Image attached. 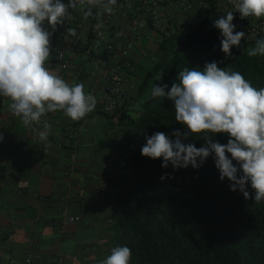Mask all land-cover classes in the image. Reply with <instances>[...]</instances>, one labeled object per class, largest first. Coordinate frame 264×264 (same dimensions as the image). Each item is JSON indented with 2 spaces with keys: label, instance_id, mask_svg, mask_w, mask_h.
I'll use <instances>...</instances> for the list:
<instances>
[{
  "label": "trees",
  "instance_id": "1",
  "mask_svg": "<svg viewBox=\"0 0 264 264\" xmlns=\"http://www.w3.org/2000/svg\"><path fill=\"white\" fill-rule=\"evenodd\" d=\"M213 1L209 0L207 15L196 23L171 27L170 36H160L150 66L140 63L133 97L134 102L141 100L139 115L133 117V104L125 103L113 115L103 112L120 125L119 139L113 144L118 161L107 179L114 206L111 249L128 246L131 264H264V201L256 203L253 198L245 199L239 190L231 191V182L219 178L214 154L199 168L175 170L171 164L162 168L161 159L141 155L146 137L164 132L174 139V130L188 131L175 121L171 100L151 96L154 84L167 85L166 91L170 90L184 68L202 70L206 63L217 62L218 67L243 74L254 87H264V56L247 55L264 37L245 34L240 46H233L226 58L220 31L212 27L218 19L212 13L216 9ZM147 41L146 35L142 48ZM136 70L137 65L133 73ZM204 135L221 144L230 138L222 133H201L189 135L185 142L199 148L206 143ZM165 174L168 178L161 180ZM246 189L254 197L250 184Z\"/></svg>",
  "mask_w": 264,
  "mask_h": 264
},
{
  "label": "clouds",
  "instance_id": "2",
  "mask_svg": "<svg viewBox=\"0 0 264 264\" xmlns=\"http://www.w3.org/2000/svg\"><path fill=\"white\" fill-rule=\"evenodd\" d=\"M116 3L117 0H0V97L8 98L9 110L25 127L39 123L49 112L62 111L71 120L79 121L95 109L96 99L85 92L82 82L70 84L46 66L52 54L51 37L57 26L69 18V9L86 7L83 15L87 19L93 15L94 7H102L110 14ZM235 8L242 19L264 17V0H236ZM233 20V12H228L226 18L214 22L226 58L245 36L242 31H234ZM45 22L53 31L46 30ZM247 55L264 56V39H258ZM176 81L167 91V85L154 84L151 96L171 100L175 121L188 131L174 130V139L164 132L146 137L141 155L161 159L162 168L171 164L175 170L199 168L214 154L219 178L231 182V191L239 190L245 199L253 198L256 203L264 201V87H254L243 74L218 67L217 62L206 63L202 70L186 67L178 72ZM50 128L45 122V130L39 133L41 141L47 142ZM201 133H222L230 138L227 144H221L204 135L206 143L199 148L185 142L189 135ZM165 178L168 174L161 176V180ZM248 184L254 197L246 189ZM131 259L128 246H115L99 264H131Z\"/></svg>",
  "mask_w": 264,
  "mask_h": 264
},
{
  "label": "crops",
  "instance_id": "3",
  "mask_svg": "<svg viewBox=\"0 0 264 264\" xmlns=\"http://www.w3.org/2000/svg\"><path fill=\"white\" fill-rule=\"evenodd\" d=\"M201 1L194 0L195 19L204 13ZM159 11L179 20L170 21V27L182 25L178 2ZM145 36L136 43L139 70L131 79L137 85L126 84V105L134 103L140 63L156 58L159 46L149 40L160 37L147 36L142 48ZM70 56L74 64L63 78L86 86L79 68L84 57ZM8 104V98L0 97V264H99L111 251L114 206L107 179L118 161L113 144L120 125L93 110L79 121L62 111L49 112L39 123L25 127ZM45 122L51 125L47 142L39 138ZM68 215H81L82 221L68 223Z\"/></svg>",
  "mask_w": 264,
  "mask_h": 264
},
{
  "label": "built area",
  "instance_id": "4",
  "mask_svg": "<svg viewBox=\"0 0 264 264\" xmlns=\"http://www.w3.org/2000/svg\"><path fill=\"white\" fill-rule=\"evenodd\" d=\"M68 3V0H62ZM179 3L181 24H193L197 19L192 15L194 0H117L113 12L107 13L102 7H94L92 17L83 15L85 9H69L70 16L63 25L53 31L45 22V28L53 31L52 53L49 69L64 76L72 66V55L80 54L85 63L79 65L81 75L86 80L84 88L96 99L94 110L113 115L127 99L126 84L137 85L131 79L135 67L136 43L139 38L152 34L170 36V21L179 22L175 17L162 14L159 10L166 4ZM236 0H214L218 19L233 12L237 32L242 31L251 37H264V17L241 18L235 8ZM203 15L211 6L209 0H202ZM117 19L123 21L115 22ZM73 31L75 34H73ZM68 223L82 221L81 215H68ZM28 262L31 259L27 260Z\"/></svg>",
  "mask_w": 264,
  "mask_h": 264
},
{
  "label": "rangeland",
  "instance_id": "5",
  "mask_svg": "<svg viewBox=\"0 0 264 264\" xmlns=\"http://www.w3.org/2000/svg\"><path fill=\"white\" fill-rule=\"evenodd\" d=\"M212 27H214V23L212 24ZM149 43L151 44V45H154V46H159V44H160V40L159 39H155V38H153V39H150L149 40ZM140 55V54H139ZM155 55V54H154ZM141 57L140 58H142L143 56L142 55H140ZM156 56V55H155ZM137 60L138 59H136V62H137ZM144 61H146L147 62V65L148 66H150L151 65V63H152V61L151 60H147V59H145ZM131 114H132V116L133 117H137L138 115H139V111L141 110V100H137V101H135L134 103H133V105L131 106Z\"/></svg>",
  "mask_w": 264,
  "mask_h": 264
}]
</instances>
